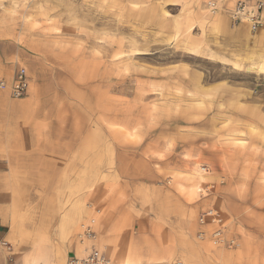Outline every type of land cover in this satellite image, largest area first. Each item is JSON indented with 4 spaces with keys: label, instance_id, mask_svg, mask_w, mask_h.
I'll use <instances>...</instances> for the list:
<instances>
[{
    "label": "rangeland",
    "instance_id": "obj_1",
    "mask_svg": "<svg viewBox=\"0 0 264 264\" xmlns=\"http://www.w3.org/2000/svg\"><path fill=\"white\" fill-rule=\"evenodd\" d=\"M208 1L0 0V51L29 77L20 122L59 159L14 220L39 234L16 222L1 264L44 238L37 264H61L72 240L88 251L89 213L111 264H264V22L250 33ZM209 209L236 247L196 239Z\"/></svg>",
    "mask_w": 264,
    "mask_h": 264
},
{
    "label": "crops",
    "instance_id": "obj_2",
    "mask_svg": "<svg viewBox=\"0 0 264 264\" xmlns=\"http://www.w3.org/2000/svg\"><path fill=\"white\" fill-rule=\"evenodd\" d=\"M220 1L221 7H224V10L227 12L229 18V14L234 7V1ZM248 1L251 5L257 1H260L264 4V0ZM248 30L250 33H252L249 27ZM6 59L7 56L5 52L0 51V81H4L9 85L12 82L17 69L23 66H20L17 61L8 63V61H5ZM24 98L19 100H23ZM22 104L23 103H16V101L10 97L8 91L0 90V240H8L12 242L17 241L15 233L16 227L14 225L17 221L14 223V220L17 218L18 212L22 207V205L20 206L24 199L22 195H33L50 192V186L47 185L46 181H43L42 184V180H40L41 176L37 175L38 173L40 174L42 169L40 163L46 161L56 162L59 160L56 158L57 147L55 143H53L50 148H41L39 142L40 140L37 138V135L31 133V125L33 123H29L28 127L26 126V123L20 122L19 114L21 112H19V110ZM51 129L56 130L57 127H53ZM54 139L55 137L53 140ZM87 199L90 201H95L94 196L92 195H89ZM86 216L88 218H86L87 223L91 225L95 233H100V230L107 233L105 230L108 229V225L106 224L105 226V219L101 220V217H94L91 213L87 214ZM33 220L29 223H25L24 221L22 223H16L19 225V227H23L25 225H30L32 227V234L30 231L20 230V233L25 237L32 238L37 235V231L39 234L41 227L39 224V219L34 218ZM199 227H201L202 230L198 231L197 233L206 230V227H202L200 225ZM39 240H41L44 245H42L40 247L41 249L39 250L35 249L32 251V248L27 249L25 258L23 259V264H37L38 261L34 262V257L38 258L41 256V258H47L51 256V250L45 246L47 239L44 238ZM71 242L72 243L70 245L65 244V254L61 264H67V262L71 259H80L84 256V251H82L77 246L74 240ZM101 242L102 241L100 240L99 242H96L95 247L97 250L99 249V252L107 260L108 264H111V260L109 259L110 248H107L109 249L107 250L104 244ZM43 264L58 263H55V261H44Z\"/></svg>",
    "mask_w": 264,
    "mask_h": 264
},
{
    "label": "built area",
    "instance_id": "obj_3",
    "mask_svg": "<svg viewBox=\"0 0 264 264\" xmlns=\"http://www.w3.org/2000/svg\"><path fill=\"white\" fill-rule=\"evenodd\" d=\"M234 7L229 14L230 21L233 25L246 24L250 31L254 33L263 24L264 4L260 1L253 5L248 0H233ZM207 11L214 15L219 10L217 1L211 0L206 3ZM29 87V77L25 68L20 67L15 72L12 82L8 85L4 81H0V90L8 91L10 97L14 100L22 99L26 96ZM201 172L208 174V168L202 167ZM213 190L212 186H205L198 189L199 195H207ZM198 224L202 227H211L209 232H199L196 239L200 242L207 241L214 247H222L232 249L237 246L234 239H227L224 232L223 220L219 213L213 209H209L202 213L198 218ZM96 234L90 224H81L77 239L80 245L89 244V250H84L86 256L80 259L74 258L67 264H108L103 255L92 245L95 241ZM0 251L9 252L10 247L7 242L0 240Z\"/></svg>",
    "mask_w": 264,
    "mask_h": 264
},
{
    "label": "bare ground",
    "instance_id": "obj_4",
    "mask_svg": "<svg viewBox=\"0 0 264 264\" xmlns=\"http://www.w3.org/2000/svg\"><path fill=\"white\" fill-rule=\"evenodd\" d=\"M199 188V187H198Z\"/></svg>",
    "mask_w": 264,
    "mask_h": 264
}]
</instances>
